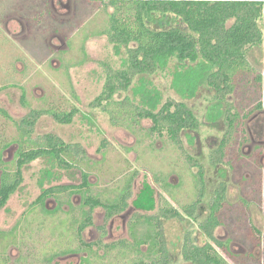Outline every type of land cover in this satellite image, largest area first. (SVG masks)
I'll return each mask as SVG.
<instances>
[{
    "label": "rangeland",
    "instance_id": "374dc122",
    "mask_svg": "<svg viewBox=\"0 0 264 264\" xmlns=\"http://www.w3.org/2000/svg\"><path fill=\"white\" fill-rule=\"evenodd\" d=\"M60 1L0 0V178L5 172L15 173L21 144L35 148L49 134L70 145L73 164L65 168L43 158L22 168V185L0 210V233L9 235L0 241V264L159 262L160 253L150 255L149 244L137 246L148 234L156 236L157 249L161 241L166 243L172 264H189L184 260L185 246L174 243L186 235L189 248L210 242L201 225L224 182L227 193L217 211L220 225L214 235L228 250L211 243L228 264H264V42L248 51L252 72L236 79L231 103L240 118L228 137L222 164L214 168L210 155L228 127L223 121L213 125L206 120L208 92L189 102L199 130L182 133L178 142L166 130L153 131L151 120L135 122L134 114L126 111L116 121L121 114L117 103L95 105L108 71L126 66V49L112 44L105 34L114 8L108 0H71L70 13ZM259 28L264 36V17ZM173 71L171 64L138 78L129 92H120L115 99L130 96L146 108L179 101L172 87ZM74 109L76 116L67 125L51 113ZM34 111L45 113L33 128H25L21 124ZM189 158L200 167L192 166ZM201 172L206 201L197 205L193 225L187 223L186 207L198 199ZM84 173L89 174L90 187L78 191ZM61 186L75 190L49 197L47 209L60 211L44 212L36 200L45 189ZM122 194L128 207L110 219L106 208L91 212L83 204L87 196L105 204L122 202ZM140 199L145 206L152 200L155 210L137 206ZM167 208L184 220L163 219ZM88 216L92 224L80 233Z\"/></svg>",
    "mask_w": 264,
    "mask_h": 264
},
{
    "label": "trees",
    "instance_id": "16d2710c",
    "mask_svg": "<svg viewBox=\"0 0 264 264\" xmlns=\"http://www.w3.org/2000/svg\"><path fill=\"white\" fill-rule=\"evenodd\" d=\"M111 4L114 12L109 17L105 34L112 44L126 49L127 60L126 66L120 71H108L103 93L95 105L101 107L104 101L117 103L121 114L115 117L116 121L122 119L126 111V114H134V121L136 118L151 120L154 123L153 131L166 130L171 139L178 142L182 133L199 130V121L189 107V102L197 100L202 92H208L204 95L210 97L206 120L213 125L223 121L228 127L225 137L211 156V165L218 167L225 158L228 137L240 118L237 112L233 113L234 105L231 103L236 93V79L244 72H252L247 59L248 51L264 42L263 32L259 28V21L264 17V0H113ZM230 22L233 23L229 26ZM171 64L174 66L172 87L179 101L168 100L161 108H146L130 96L124 100L115 99L118 93L129 92L138 78L155 75L168 69ZM51 113L58 122L70 124L77 110ZM39 117L40 113L35 111L31 120L21 125L33 128ZM35 145V148H25L21 144L17 155V172L3 174L0 209L21 186L23 166L42 158H51L61 167L73 166L69 161L72 160L69 155L71 147L60 138L48 135ZM88 187L89 174L84 173L83 184L76 189ZM71 189L74 188L61 186L45 190L36 203L44 206L42 203L46 195ZM223 192L216 190L210 214L201 225L202 233L214 241L215 229L220 225L217 211L224 200ZM204 194L203 187L199 192V200L186 207L189 217L195 216V208ZM122 199V204L116 201L105 204L99 198L87 196L83 204L90 206L91 212L96 207H104L108 218H111L127 209L124 194ZM148 201L149 206H145L146 202L142 199L136 205L155 208L152 200ZM91 222L88 216L79 228L80 233ZM8 236V233H0V241ZM158 236L162 237L161 234ZM158 243L156 236L148 234L138 241L137 246L139 248L142 244H149L151 255L160 251L157 249ZM217 244L222 248L226 246L220 242ZM186 248L185 258L189 264H228L211 245ZM151 264L158 262L153 261Z\"/></svg>",
    "mask_w": 264,
    "mask_h": 264
},
{
    "label": "flooded vegetation",
    "instance_id": "af4514ba",
    "mask_svg": "<svg viewBox=\"0 0 264 264\" xmlns=\"http://www.w3.org/2000/svg\"><path fill=\"white\" fill-rule=\"evenodd\" d=\"M71 0H67V2H64V0H61L60 1V5L59 6H61L62 8H64V10H66V9H68L69 10V12L72 10V8H71V2H70ZM83 1V0H82ZM109 1V5L112 7V8H114L113 6H112V4H111V2L113 1V0H108ZM55 2H53V4H54ZM47 5V3H44V6H46ZM0 8H2V7H0ZM53 8H54V10H55V12H56V10L58 11V9H59V7L57 6H55L54 7V5H53ZM113 12H114V10H113ZM112 12V13H113ZM71 13V12H70ZM111 15V14H110ZM110 17V16H109ZM108 26H109V20H108ZM35 112V111H34ZM36 112H39L40 113V117L37 119V121L41 118V116L45 113V112H41V111H36ZM5 115H7L5 112H3ZM47 114L48 113H50V112H46ZM58 113H64V112H58ZM33 114V112H31V114L29 115V117L26 119V120H31V115ZM53 115V114H52ZM26 120H24V121H26ZM23 121V122H24ZM37 121H36V123H37ZM57 121V120H56ZM58 122V121H57ZM35 123V124H36ZM60 123V122H59ZM72 123V122H71ZM70 123V124H71ZM61 124H65V123H61ZM65 125H67V124H65ZM35 126V125H34ZM50 135V134H49ZM46 136H48V135H46ZM45 136V137H46ZM62 140V139H61ZM63 141V140H62ZM64 142V141H63ZM20 148H21V146H20ZM20 151V149L18 150V152ZM17 155H18V153H17ZM43 159V158H42ZM49 159H51V158H49ZM190 160H191V158H189ZM39 160V159H38ZM210 162H211V155H210ZM37 161V160H36ZM192 161V160H191ZM33 162H35V161H33ZM32 162V163H33ZM193 162V161H192ZM31 164V163H30ZM222 164V163H221ZM220 164V165H221ZM27 165H29V164H27ZM192 166H195V167H200L199 166V164L197 163V162H193V164H191ZM219 165V166H220ZM26 166V165H25ZM25 166H23V167H25ZM218 166V167H219ZM17 167H18V158H17ZM22 167V168H23ZM22 168H21V172H22ZM214 168H217V167H214ZM200 170V169H199ZM17 172V169H16V171H15V173ZM5 173H8V172H5ZM4 174V173H3ZM3 174H2V176H3ZM23 174V173H22ZM201 175V176H200ZM199 175V178L197 179L198 181H199V184H200V188H199V192H200V190H201V188H203L204 187V189H205V194L203 195L204 196V198L202 199V201L201 202H205L206 200H205V196H206V189H207V186H205V183H206V181H205V179H204V175H203V173L201 172V174ZM2 176H1V178H0V190H1V184H2ZM225 177V175H223V178ZM201 180H203V183L201 182ZM22 185V184H21ZM63 187V186H62ZM20 188V187H19ZM18 188V189H19ZM52 188H54V187H52ZM52 188H49V189H52ZM49 189H45V190H49ZM44 190V191H45ZM80 189H78V191H79ZM217 190H222V191H224L223 192V198H224V200H225V195H226V193H227V187H226V182H224L223 184H221L220 185V187H219V189H217ZM18 191V190H17ZM16 191V192H17ZM43 191V192H44ZM15 192V193H16ZM199 192H198V199L196 200V202L199 200ZM14 193V194H15ZM62 193H64V192H62ZM14 194H12V195H14ZM54 194H56V193H54ZM54 194H51V195H46L45 196V199H44V202L42 203V204H44V206H42L41 204V208L44 210V212H46V213H48V214H54V213H56V212H59L60 210H59V208H57V209H55L53 212H50L48 209H47V206H46V201H47V199L49 198V197H51L52 195H54ZM57 194H61V193H57ZM11 195V196H12ZM41 195H43V193L41 194ZM40 195V196H41ZM40 196H39V198H40ZM126 197V196H125ZM11 198V197H10ZM9 198V199H10ZM38 198V199H39ZM216 198V197H215ZM214 198V199H215ZM37 199V200H38ZM36 200V201H37ZM123 200V199H122ZM224 200H223V202H224ZM9 201V200H8ZM127 201V200H126ZM116 202H118V201H116ZM201 202H198V204L199 203H201ZM212 202H214V200L212 201ZM223 202H222V204H223ZM8 203V202H7ZM119 203V202H118ZM121 204H122V202H121ZM7 205V204H6ZM5 205V206H6ZM4 206V207H5ZM3 207V208H4ZM2 208V209H3ZM96 208H98V207H96ZM95 208V209H96ZM156 208V207H155ZM155 208H154V210H155ZM2 209H0V210H2ZM196 209V208H195ZM126 210V209H125ZM125 210L124 211H121V212H118V213H123V212H125ZM90 211H91V208H90ZM93 211H94V209H93ZM92 211V212H93ZM118 213H116L115 215H117ZM115 215H113V217L115 216ZM107 217H108V212H107ZM180 217H182L181 216V214L179 213V212H176L174 209H171V208H167V209H165V211L163 212V219H182V220H184L183 218H180ZM112 218V217H111ZM198 218V215H195L193 218H191V217H189V215L187 214V217H186V219H188L187 220V223H192L193 225L195 224V221H196V219ZM108 219H110V218H108ZM91 221H92V219H91ZM91 224H92V222H91ZM90 224V225H91ZM185 225V224H184ZM192 225V226H193ZM188 226V225H187ZM88 227V226H87ZM86 227V228H87ZM216 230V229H215ZM185 231V230H184ZM183 231V232H184ZM258 231V230H257ZM215 234V233H214ZM184 235H185V232H184ZM214 237H215V235H214ZM162 238V237H161ZM188 239H190V237L188 236V235H186V236H181V239H180V237H177V239H176V243H174V246L175 247H177V246H181L182 247V245H184L185 246V248H184V251H183V255H184V260L186 261V250H188L186 247H188L189 248V246H188V242H189V240ZM209 239V238H208ZM209 243H207L208 245H211L212 247H213V249H214V251H216V252H218L217 250H216V248H215V246L216 247H218L219 249H224V250H226V248H228L227 247V244L226 243H224V242H220L219 240H217V238L215 237V241L214 240H212V239H209ZM211 241H212V243H214L215 244V246H213V244L211 243ZM217 242H220V243H223L224 245H226L225 247H220L218 244H217ZM206 244V245H207ZM160 245H161V247L159 248V250L160 251H157L158 253H160V256H159V262H160V264H172L170 261H169V258H170V255H172L171 254V252L169 251V250H166L165 248H166V243L165 244H163V242L161 241L160 242ZM219 253V252H218ZM153 254V253H152ZM153 261H157L158 262V259H155V260H153ZM159 262H158V264H159ZM187 262V261H186ZM188 263V262H187ZM3 264V263H2Z\"/></svg>",
    "mask_w": 264,
    "mask_h": 264
}]
</instances>
